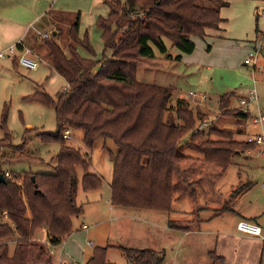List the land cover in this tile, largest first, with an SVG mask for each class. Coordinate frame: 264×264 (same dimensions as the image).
Listing matches in <instances>:
<instances>
[{"label":"trees","instance_id":"trees-1","mask_svg":"<svg viewBox=\"0 0 264 264\" xmlns=\"http://www.w3.org/2000/svg\"><path fill=\"white\" fill-rule=\"evenodd\" d=\"M208 1L212 3L210 6L200 0H103L108 13L99 16L95 23L103 44L100 60L84 58L76 51L80 45L94 54L87 31L79 35L78 15L66 31L68 55L55 37L42 40L51 68L64 78L66 86L55 98L36 91L27 99L38 95L42 105L53 107L56 130L25 128L21 145L13 146L4 110L0 152L2 148L14 147L21 155L15 158L39 161L38 157L23 153L27 141L32 139L25 136L31 131L43 143L58 145L54 155L56 165L52 174L33 172L24 176L21 184L9 177L0 182V215L9 222H0V264H49L51 254L43 257L46 247L33 243L32 239L36 230L43 229L49 246L55 247L70 234L71 219L83 213L82 206L75 203L76 168L82 170L84 191L97 189L103 183L100 176L89 171L87 153L67 143L63 134L68 128L83 131V144L87 148L91 149L98 139L110 140L117 146L111 157V205L168 213L174 199L187 197L188 214L168 215L166 226L174 231L199 230L204 210L216 215L232 212L233 202L253 186L246 180L224 193L214 189L232 157L238 152L255 150L258 143L236 140L230 131L215 126L193 132L196 119L202 121L200 111L194 112L185 98H177L175 105L169 107L173 87L152 85L136 78L138 68L155 58V50L163 59L178 62L180 53L194 51L192 37L205 39L207 29L219 28L224 21L220 9L228 1ZM255 32H259L257 27ZM260 34L264 37V31ZM173 48L180 53L173 55ZM107 51L109 56H105ZM233 96L234 92L220 95L219 110L226 109L224 114L232 119H251L247 110H227ZM170 110L174 117L165 115ZM182 148L201 156L187 155ZM13 238L10 254L6 240ZM107 248L94 247L86 264H111L106 259ZM116 248L128 264H162L164 260L163 252ZM212 258L218 259L215 255Z\"/></svg>","mask_w":264,"mask_h":264},{"label":"rangeland","instance_id":"rangeland-1","mask_svg":"<svg viewBox=\"0 0 264 264\" xmlns=\"http://www.w3.org/2000/svg\"><path fill=\"white\" fill-rule=\"evenodd\" d=\"M48 0H44L46 4ZM54 0H49L50 4ZM89 0H57V3H65L74 6V9L64 11L66 16L77 18L79 11V35L85 31L88 33V39L92 45L94 54L88 52L83 46H76V51L84 58L100 60L102 58L103 44L100 38V31L95 23L99 16H106L108 8L102 4V0H90L93 6L87 9ZM230 5L220 9V16L225 19L223 36L227 38L225 44L216 42V37L210 35L207 39L198 37L191 38L196 46L195 52L185 61L191 63L189 68H185L182 63L177 61H168L163 59L162 55L155 50L156 56L152 60L138 68L136 78L140 82L154 84L157 86L174 87L173 96L168 103L169 107L175 105L177 98H185L189 102V107L195 112L202 113V121L196 119L193 132L207 131L210 126L226 129L232 133L236 140H249L252 134L260 132L263 126L254 125L252 119L238 120L232 119L224 110H219V96L226 92H234L227 110L242 109L240 107V97L247 98V93L251 90L256 91L258 102L249 103L248 109L250 116L257 115L256 109L264 113V37L259 33L264 31V11L261 8L264 2L261 0H248L252 5L251 18L248 21L243 18L239 8L234 0H227ZM247 1V2H248ZM205 6L212 3L208 0H200ZM33 6L35 10L43 9V4L37 0ZM256 7V8H255ZM258 7V8H257ZM261 7V8H260ZM258 12V14H257ZM23 20H21V23ZM29 21H26L25 29L27 35L23 41L30 51L35 52L39 61L35 69H27L18 63V58L23 53H19L16 44L9 46L2 42L0 52H4V57L0 58V124L2 113L7 110L5 120L6 127L12 136V145L18 146L22 143V135L25 128H39L44 131L54 132L56 130V119L53 107H47L39 102L38 95L33 99H27V96L33 95L36 91L44 92L55 98L66 86L64 78L57 74L52 68L47 55V49L43 44L44 37L37 36L33 28L36 29L39 24L47 27L48 17L42 16L39 23H34L33 28H27ZM25 24V23H22ZM24 26V25H23ZM259 32H255V28ZM65 31V30H64ZM61 35L57 43L68 55L67 45L69 38L67 32ZM263 37V48L256 58L254 64L244 65L243 60L250 52L254 51L255 38ZM51 37L48 35L47 38ZM216 42V44L214 43ZM167 46H170L165 40ZM209 50L207 51V47ZM12 47L13 52L8 49ZM23 48V47H22ZM171 53L177 54V49H171ZM20 54V55H19ZM28 54V53H27ZM110 51L105 53L109 56ZM189 55V54H188ZM27 56V55H26ZM28 57V56H27ZM195 63V64H193ZM209 64L210 68L206 65ZM197 95L204 94L205 101L198 97L189 95V92ZM240 96V97H239ZM240 107V108H239ZM223 112V115L221 114ZM172 115L173 112L167 111L165 115ZM174 117V116H173ZM252 118V117H251ZM176 122H178L175 119ZM240 128L243 132L236 133ZM69 134L67 143L87 153L90 158L89 171L97 174L103 180L101 187L84 191L81 186V168H76L77 184L75 192V203L81 205L83 213L71 219V232L61 241V244L50 247L48 238L43 229L35 231L32 242L43 245L47 251L43 257L51 254L49 264H86L92 254L94 247H108L106 259L111 264H128L125 257L119 251L118 246L132 247L136 249H151L158 254L164 253L162 264H189V259L185 258L186 251H190L192 243L190 238L180 240L182 233L173 232L167 228L166 222L168 215L182 216L189 213L190 202L187 197L174 199L171 209L167 213L156 212L145 209L121 208L112 206L110 198V181L112 164L110 162L112 155L117 151V146L110 140L98 139L93 147L87 148L83 144V131L74 128L67 129ZM248 134V135H247ZM190 133L182 138L185 142ZM3 132L0 129V138ZM26 148L23 153L32 157H38L39 161L29 159L15 158L20 157L18 150L13 148H2L0 152V174L5 179L9 177L12 181L22 183V178L30 173H49L54 172L56 161L54 155L58 151V145L54 143H43L38 138L33 137V132L26 134ZM264 139V134H263ZM187 155L199 157L198 152L182 148ZM242 156L239 159V165H230L222 177L217 181L214 189L217 193H224L230 186L243 180H249L253 183L264 181V143L258 145L255 150H246L236 153ZM14 156V157H13ZM9 157H12L10 160ZM28 157V156H27ZM252 157V158H250ZM234 161V160H233ZM237 162V161H235ZM3 170V171H2ZM4 173V174H3ZM100 196V197H99ZM211 211L201 213L200 229L195 236L197 241L196 248H203L206 244L210 229L228 228L235 226V220L229 215H222L217 218H211ZM1 223H9L8 220L0 215ZM82 224L87 226V230L81 228ZM177 235V237H173ZM17 237V236H16ZM211 238V236H210ZM211 240V239H210ZM209 240V241H210ZM10 247V254L14 246V238L6 240ZM53 252H50V250ZM207 250V249H205ZM210 250V249H209ZM183 255V257H182ZM209 259V263L219 264L218 259ZM192 261L203 263L202 257H195Z\"/></svg>","mask_w":264,"mask_h":264},{"label":"crops","instance_id":"crops-1","mask_svg":"<svg viewBox=\"0 0 264 264\" xmlns=\"http://www.w3.org/2000/svg\"><path fill=\"white\" fill-rule=\"evenodd\" d=\"M35 1L36 0H0V44L4 42L6 44H9V46H11V45L17 44L20 41L21 45L17 46V48L20 54L23 53L22 52L23 48L28 49L25 45H23V41L27 35V31L25 29L26 21H29L27 24V28L28 27L33 28L34 23H39L43 15L48 17V25L47 27H44L42 24L41 25L39 24V26L36 29L33 28V32L35 31V34L37 36L46 34L47 37L48 35H50L51 37H55V40H56V39H59L60 34L62 35L64 30H65L64 34L67 30H69V27H70L69 24H71V20H73V18L66 16L64 14V11L72 10L74 9V6H70L69 4H65L61 2L57 3V0H54L51 4L49 0L47 1L46 4L44 3V0H37L38 3L40 1L43 4V9L36 11L35 7L33 6ZM234 1L236 2V4H239L242 17L250 21L252 5L249 3V1L248 0H234ZM261 1L264 2V0H261ZM102 4H104L103 0H102ZM91 5L93 6V3H90V0H89L87 4V9L91 7ZM228 5H230L229 2H228ZM261 10L264 11V6L261 8ZM77 14L79 16L80 12L78 11ZM21 20H23L22 23H25V24H22ZM224 22H225V19L223 22L219 24L218 29H207L206 30V35L207 36L212 35L216 37L217 39H215V41L219 42L220 44H225L224 42H227L225 41L227 40V38L223 36V34H225L223 33V31L225 30L223 28ZM259 36L257 38H259ZM257 38H255V40ZM216 42L214 43L216 44ZM194 52H195V49L192 53ZM178 53L180 52L178 51ZM192 53L189 55L180 53L181 60L178 61V63H182L186 69L189 68L191 63H189L188 61H185V58H189L190 55H192ZM209 53H211V51ZM26 55L36 60L37 63L39 64V61L36 58L38 57V55L35 52L31 53V51L28 49V54ZM206 67L210 68V65L207 64ZM190 92L188 93L189 95H190ZM247 94H248L247 98L245 97L242 98L239 96L240 97L239 103L242 109H245L249 112V109H248L249 103L257 104L258 97L256 96L257 100L249 99V96L251 95L250 91ZM241 100H244L246 104L243 105L241 103ZM256 111L258 112L257 115L251 116L252 117L251 119L259 117V116H264V113H261L260 109L257 108ZM263 124H264V121L261 123V126H263ZM263 130L264 128H262L260 132L254 133L248 138L255 139L258 135L262 134ZM242 132L243 131L240 128L236 129L237 134L238 133L242 134ZM259 145H263V143ZM239 159L242 160V156L235 154L231 159L230 165H239L238 163ZM110 162L112 164V158ZM109 201H110V198H109ZM232 209H233L232 212L224 213L221 215H216L213 212H211L213 215L209 217L207 220H210L211 218H217L222 215H229L236 222H235V226L232 225L231 227H228V228L210 229L209 232L205 234L209 236V238H207L208 241H206L207 245H205L202 249L200 247L196 248L197 241H194L196 237L193 236L196 233H198V231H202V230L185 232V233L172 230L173 232L182 233V235L180 236L181 241L184 240V238H187V237L190 238L189 240L192 243V246L190 247L191 250L190 251L188 250L185 253H183L186 259L193 260L195 257H199V256L202 257L203 263H198V262H194L191 260L189 264H210L208 258L213 259L212 255H215L220 260L219 264H264V241L261 240L259 237H256L250 234H243L239 232L236 227L239 221H246L264 230V181H262L261 183L255 182L254 185L251 186V188L243 192L233 202ZM204 211H208V210H204ZM83 226H86V225L82 224L81 226L82 229H84ZM84 230H87V226H86V229ZM173 237L175 238L177 237V235H173ZM50 252H53V250L51 249ZM212 264L214 263L212 262Z\"/></svg>","mask_w":264,"mask_h":264},{"label":"built area","instance_id":"built-area-1","mask_svg":"<svg viewBox=\"0 0 264 264\" xmlns=\"http://www.w3.org/2000/svg\"><path fill=\"white\" fill-rule=\"evenodd\" d=\"M44 38L47 37V35H42ZM263 37H261L260 39L257 38L255 40V43H254V51L253 52H250L249 55L243 60L244 64L246 65H250V64H254L256 62V58L258 56V54L260 53V51L262 50L263 48ZM21 45V42L19 41L17 44H16V47L17 46H20ZM10 52H13V48L10 47L8 49ZM23 54L18 58V63L25 67V68H28V69H35L37 66H38V63L36 60L30 58V57H27L26 54L28 53V49H24L23 48ZM4 57V52H0V58H3ZM254 67L256 66L255 64L253 65ZM1 79V77H0ZM251 95L249 96V99H253V100H257V97H256V91L253 89L250 91ZM190 95L191 96H194V97H198L199 100L201 101H205L207 100L206 96L204 94L202 95H197L196 93H193V92H190ZM241 103L243 105L246 104V102L244 100H241ZM245 110V109H243ZM264 121V116H259V117H256V118H253L252 119V123L254 125H258V124H261L262 122ZM264 133V130L262 131V134ZM260 134L258 135L255 139H249L250 140H254L256 143L258 144H262L264 143V139H263V135ZM64 137H67L68 136V131H64V134H63ZM237 230L243 234H250V235H253V236H256V237H259L261 240L264 241V230L257 227L256 225H253L249 222H246V221H239L237 223ZM84 229H86V226H83Z\"/></svg>","mask_w":264,"mask_h":264},{"label":"water","instance_id":"water-1","mask_svg":"<svg viewBox=\"0 0 264 264\" xmlns=\"http://www.w3.org/2000/svg\"><path fill=\"white\" fill-rule=\"evenodd\" d=\"M5 179L1 176L0 174V182H3ZM32 181H34V179L32 178Z\"/></svg>","mask_w":264,"mask_h":264}]
</instances>
